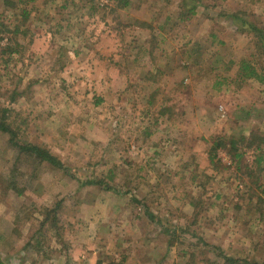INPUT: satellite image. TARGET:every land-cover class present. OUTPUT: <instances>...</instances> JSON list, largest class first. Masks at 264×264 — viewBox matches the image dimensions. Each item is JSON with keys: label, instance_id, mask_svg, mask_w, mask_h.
Returning <instances> with one entry per match:
<instances>
[{"label": "rangeland", "instance_id": "374dc122", "mask_svg": "<svg viewBox=\"0 0 264 264\" xmlns=\"http://www.w3.org/2000/svg\"><path fill=\"white\" fill-rule=\"evenodd\" d=\"M7 1L0 108L65 170L0 133V264H264V77L236 78L264 54L230 18L264 0H22L16 35Z\"/></svg>", "mask_w": 264, "mask_h": 264}, {"label": "trees", "instance_id": "16d2710c", "mask_svg": "<svg viewBox=\"0 0 264 264\" xmlns=\"http://www.w3.org/2000/svg\"><path fill=\"white\" fill-rule=\"evenodd\" d=\"M113 2H115V7L118 9H123L130 5V0H113ZM7 3H10V5H12L13 7H15L16 10H18L17 16H19L18 18L22 19V20H19V24L13 26V30H12L13 34L16 35L21 32H25L26 29L23 27L24 21L28 19V17L30 16V9H28L25 6L26 4H28V2L25 3L22 0H18L17 2L7 1ZM201 3H202L201 0H180L178 2V7H179L178 21L180 22L184 21L188 19L190 16L194 15L198 5ZM230 18L237 25L239 29H245L253 33L254 37L256 38L255 45L261 46L263 48V54H264V28L263 26L258 27L254 23L248 21L247 18L243 17L241 14H238V13H232L230 15ZM2 27H6V26L2 25ZM7 48H10L9 53H12L14 51V49H11V47H6V49ZM263 77L264 76L259 75L258 70L254 67V65L250 61H247L244 59H241L239 61V65L237 69V77H236L237 79H239L240 81H244L246 79L263 80ZM9 110H10V107L0 108V133L8 135V141L12 146L17 148L18 156H25L29 158L32 157L33 159L39 162H45L56 169L65 170V167L62 161L56 155L52 154L48 149L40 147L39 145H36V144L20 143L19 141H17V134L13 130V128L10 126V123L8 121V116H9L8 111ZM231 143L234 144L235 141L231 140ZM222 147H223L222 142H213V146L211 147L209 154H208L210 161H213L216 158V155H217L216 152L218 148H222ZM234 150H235V153L233 155L234 158H239L241 156V153H238L236 149ZM261 160H262V157L257 158L256 160L257 164H260ZM86 183L87 184H100V181L88 180L86 181ZM17 194L19 195L21 194V192L18 191ZM149 217H152V214H149ZM239 261H240L239 259H236L232 256L224 255L223 257V264H239Z\"/></svg>", "mask_w": 264, "mask_h": 264}]
</instances>
